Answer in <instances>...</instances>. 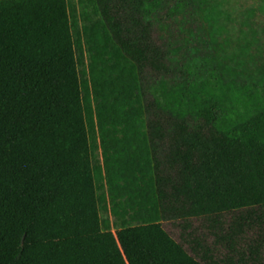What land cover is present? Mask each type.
<instances>
[{"label":"trees","instance_id":"trees-1","mask_svg":"<svg viewBox=\"0 0 264 264\" xmlns=\"http://www.w3.org/2000/svg\"><path fill=\"white\" fill-rule=\"evenodd\" d=\"M241 50L186 0H0V264H264V40Z\"/></svg>","mask_w":264,"mask_h":264},{"label":"rangeland","instance_id":"rangeland-1","mask_svg":"<svg viewBox=\"0 0 264 264\" xmlns=\"http://www.w3.org/2000/svg\"><path fill=\"white\" fill-rule=\"evenodd\" d=\"M178 2L182 0H177ZM196 11L197 16L206 20L210 31L217 37L220 44L226 48L231 57L236 58L242 52L244 44L255 35L264 40V0H186ZM183 5V3H182ZM72 20L76 34L77 53L80 60V68L83 76L84 96L87 106L89 128L95 154V165L98 169V179L101 195V216L104 228L115 232L113 217L110 213V205L106 197V188L101 169V151L97 137L96 119L94 106L89 98L87 78L84 74L85 60L82 49L80 32V20L76 10L72 6ZM255 30L253 32L252 30ZM247 53V52H246ZM249 58V56H248ZM248 72L257 73L256 66H249ZM168 229L170 225L165 224Z\"/></svg>","mask_w":264,"mask_h":264}]
</instances>
